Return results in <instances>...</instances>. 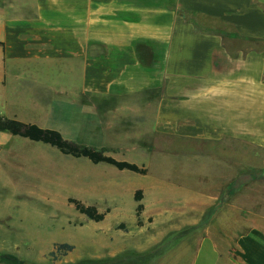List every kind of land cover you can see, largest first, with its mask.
I'll list each match as a JSON object with an SVG mask.
<instances>
[{
	"label": "crops",
	"instance_id": "crops-1",
	"mask_svg": "<svg viewBox=\"0 0 264 264\" xmlns=\"http://www.w3.org/2000/svg\"><path fill=\"white\" fill-rule=\"evenodd\" d=\"M0 43V93L46 94L44 129L107 149L168 134L264 148V0H0ZM245 213L192 264H264V206Z\"/></svg>",
	"mask_w": 264,
	"mask_h": 264
},
{
	"label": "rangeland",
	"instance_id": "rangeland-1",
	"mask_svg": "<svg viewBox=\"0 0 264 264\" xmlns=\"http://www.w3.org/2000/svg\"><path fill=\"white\" fill-rule=\"evenodd\" d=\"M19 91L10 83L5 97L0 93V117L45 125L39 116L48 108L38 105L50 104L47 95L36 100L40 95L25 94L21 100ZM66 113L64 120H71L73 112ZM62 129L66 140L105 149L147 172L94 164L0 132V255L22 264H192L206 235L224 246L234 224L244 221L246 206H264L260 141L214 143L168 134L158 136L151 149L148 142L107 149L101 148L100 133L68 122ZM233 183L236 192L228 196ZM69 199L107 212L105 220H89ZM65 244L73 249L60 248ZM5 261L0 264H10Z\"/></svg>",
	"mask_w": 264,
	"mask_h": 264
},
{
	"label": "trees",
	"instance_id": "trees-1",
	"mask_svg": "<svg viewBox=\"0 0 264 264\" xmlns=\"http://www.w3.org/2000/svg\"><path fill=\"white\" fill-rule=\"evenodd\" d=\"M0 132H9L14 136L50 145L58 149L63 155L73 158H87L94 164H107L120 171L126 170L138 174H145L147 172V169L139 167L137 164L118 161L115 158L108 156L105 149L95 150L90 147L78 145L66 140L60 132L51 129H43L36 124H27L16 119L0 117ZM234 186L235 183L229 186L227 191L228 196L233 195L236 192ZM141 200L142 192L139 191L136 195V202L138 203L136 214L138 218H140L144 211V205L141 203ZM69 203L74 205L80 214L96 223L104 221L107 216V212H100L97 207L87 206L79 200L69 199ZM60 248L73 249L72 246L66 244L61 245ZM1 259L4 261L6 260L5 262L10 264H22L18 259L8 255H0V260Z\"/></svg>",
	"mask_w": 264,
	"mask_h": 264
}]
</instances>
